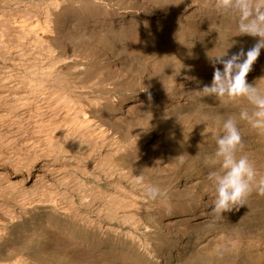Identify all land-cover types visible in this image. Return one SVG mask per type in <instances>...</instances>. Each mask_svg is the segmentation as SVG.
Masks as SVG:
<instances>
[{"label":"bare ground","instance_id":"1","mask_svg":"<svg viewBox=\"0 0 264 264\" xmlns=\"http://www.w3.org/2000/svg\"><path fill=\"white\" fill-rule=\"evenodd\" d=\"M0 2L6 7L0 12V118L8 134V143L4 145L18 144L20 150L16 155L14 148H5L3 151L8 155L1 152L0 158L13 163V176L22 174L21 170L27 168L26 183L33 181L35 188L40 190L52 189L51 198L42 200V190L41 198L38 194L39 200H30L31 205L27 203V206L45 202L42 206H52L58 213L59 217L55 216L56 212L52 216L57 218L56 223L64 214L74 225L80 210V218L83 215L91 221L88 223L100 224L110 253L125 249V244L119 241L125 234L134 237L137 234L134 232L140 231L150 240L152 226L168 231L174 226L183 229V223L192 220L218 224L216 219L222 214L227 221L238 218L235 208L222 214L214 212L215 185L207 174L217 169L204 162L217 150L216 137L222 134L220 122L232 118L237 120L243 137L242 150L237 155H247L255 169L264 174V133L252 129L241 119L242 112L251 114L254 110L246 99L220 97L203 89L211 87L216 68L223 70V65L214 64L212 58L226 52L228 55L224 59L242 51L246 54L256 39L238 35L235 19L219 13L215 0ZM19 2H25V7ZM261 78H264V50L246 79L255 85ZM258 84L264 87V79ZM161 131L166 135L164 143L157 138ZM195 176L200 181H191ZM137 177H143L140 184L136 183ZM3 185L0 184L2 188ZM154 189L156 196L160 189L165 193L153 199ZM164 196L168 200L166 206L151 213V201L161 203ZM158 205L152 206L157 208ZM75 208L79 210L74 214L72 209ZM1 214L5 212H0L2 217ZM166 215H174V221L166 223ZM20 231L19 234L24 232ZM58 245L53 246L58 249ZM15 259L20 260L17 255ZM16 260L9 263L5 259L0 264L5 261L20 264Z\"/></svg>","mask_w":264,"mask_h":264},{"label":"rangeland","instance_id":"2","mask_svg":"<svg viewBox=\"0 0 264 264\" xmlns=\"http://www.w3.org/2000/svg\"><path fill=\"white\" fill-rule=\"evenodd\" d=\"M14 2V1H12ZM15 3H16V0H15ZM14 3V4H15ZM21 5H23V7H25L24 5H26L25 2H19ZM6 8L3 4H1L0 2V12ZM89 28L85 29V31H87ZM1 110V109H0ZM5 111V109H3ZM3 119L0 118V132L4 129L5 131L1 132L0 134V153L3 152L5 155H8L7 151H3L5 150V148L8 150L9 147H12V149L16 148L15 150L13 149L14 153L18 154L20 152V150H18L19 148V145L18 144H14V145H11L9 146V144L6 146L4 145V143H8V134L6 133L7 131V128L5 127L4 125V122L2 121ZM2 122V123H1ZM2 124L4 126H2ZM2 126V127H1ZM3 133H5L6 135H4ZM163 131L160 132L159 134V137L158 138V141L161 142V143H164L166 141V135ZM164 136V137H163ZM162 137V138H161ZM7 138L5 141L4 139ZM3 140V142H2ZM156 139H152V142H155ZM3 143V145H2ZM18 145V147H16ZM6 146V147H5ZM4 147V148H3ZM2 148V149H1ZM2 153V154H3ZM0 154V155H2ZM16 154V155H17ZM3 156V155H2ZM3 159L0 158V181H1V185L3 184H6L3 185L5 187H7V189L5 187H1L0 186V212L3 213L5 212V214H1L2 217L0 216V231H2V234L0 233V263H3L4 260L6 259L9 260L8 262L10 263L12 261V263H15L14 261L16 260V255H17V259L19 258L20 260H18L20 262V264H22L21 262L24 263V261L27 263V264H37V263H43V264H49L50 262H54L53 264H252L251 262H253V264H264V195L260 194L259 192V188H260V179H264V174L263 172L259 171V170H256L257 172V175L255 177V180L254 182H252L253 184V190H252V193L250 194V196L247 198V202H245V205L244 206H236L234 207L236 210H237V213H238V218H236L235 220H231V221H227L224 219L223 217V214L221 215V219L217 218L216 221L218 222L217 223H207V222H200L201 220H192L193 222L191 221H185L183 223L184 225V228L183 229H180L178 226H174L171 227V229H169L171 232H169V230L165 231L164 229H158L156 228L155 226H152V230L150 228V233L152 234L150 240L148 237H145L143 233H141L140 231H135L134 232V235L135 233L136 236L132 237V235L130 234H125L123 236L120 237L119 241L120 243H124L125 244V249L124 250H121L119 249L118 251H115L113 253H110V251L108 250V247L105 245L104 241H105V238H104V232L102 230V227L100 226V229H99V223H96L94 222L93 224L92 223H88V222H91V221H88L85 217H82L80 218L81 214H79V209L75 208V209H72L73 212L72 213H76V209L79 210L77 212V216H79L78 220L76 221L75 225L73 224L74 221L72 222L71 220L68 219V217H64V214L62 215L63 218H58L60 220L59 223H56L57 218H54L52 216H54V212L55 209H53L52 206H48V205H44L42 206L43 204L41 203V205H34L32 203V207H29L31 204L30 202L33 201V200H39L38 198L40 197V194H41V191L43 190L44 192H42L41 196H42V200H45L47 198H51L52 195H51V188H46L48 189L49 191H47L46 189H39V188H35V184L33 183V181H30L29 183H26V181H24L25 177H27L26 175H28V169L25 168V169H22L21 171L22 174H19L18 176H13L14 175V172L12 170L15 169V167L13 166V163H11L10 161H5V163L3 161H1ZM28 160L30 161V159L28 158ZM27 160V161H28ZM24 161H25V158H24ZM26 161V162H27ZM28 161V162H29ZM10 162V163H9ZM24 162V163H26ZM6 163H8L6 165ZM205 163V162H204ZM11 166H10V165ZM30 164V167L32 166L31 165V162L29 163ZM9 165V167H8ZM12 167V168H11ZM14 168V169H13ZM27 171V172H26ZM216 171V170H215ZM212 172V171H211ZM25 173V174H24ZM210 173V172H209ZM209 173L207 174V176H209ZM35 172H34V169L32 170V175H33V179L35 180ZM24 175V176H23ZM263 175V176H262ZM194 178V179H193ZM191 179V181H194V182H198V180L200 181V179H197V177H193ZM2 180H5V181H2ZM8 182L10 183H13V184H8ZM14 185V188L12 186ZM9 187V188H8ZM12 187V188H11ZM38 189V190H37ZM25 190H27L25 193ZM37 192H36V191ZM161 190V189H160ZM157 191V193H160V194H157L156 196V189L153 190V193L151 194V196H155L156 197H159V195L161 196L162 194L165 193V191L161 190V191ZM24 191V192H23ZM163 191V192H162ZM39 192V193H38ZM49 193V195L47 193ZM256 193V194H255ZM25 196H24V195ZM29 194V195H28ZM34 194V195H33ZM39 194V195H38ZM48 196H47V195ZM21 195V196H20ZM26 195L28 196V198L26 197ZM37 195L39 197H37ZM51 195V196H50ZM30 196V198H29ZM258 198H257V197ZM37 197V198H36ZM166 196H164V201L162 200L161 203L159 200H155V201H151V207L153 208H149V211L152 213H156L157 211H159V209H163L166 205V203H168V200L166 201ZM41 198V197H40ZM45 198V199H44ZM152 198V197H151ZM250 198V200H248ZM257 199V200H256ZM263 199V200H262ZM31 200V201H30ZM158 201V202H157ZM166 201V202H165ZM165 202V203H164ZM250 202V203H249ZM28 203V204H27ZM153 203V204H152ZM158 203V204H156ZM164 203V204H163ZM29 206H27V205ZM46 204H49L46 202ZM158 205L157 208H154L156 207V205ZM162 204V205H161ZM34 205V206H33ZM154 207H153V206ZM164 205V206H163ZM168 205V204H167ZM257 205V206H256ZM37 206V207H36ZM40 206V208H39ZM163 206V207H162ZM26 207V208H25ZM46 207V208H45ZM161 207V208H160ZM262 207V208H261ZM32 208V209H31ZM36 208V211L35 209ZM38 208V209H37ZM45 208V209H44ZM257 208V209H256ZM3 209H6V210H3ZM41 209V210H39ZM242 209V210H241ZM255 209V210H253ZM31 210V211H30ZM241 210V211H240ZM260 210V211H259ZM75 211V212H74ZM246 211V212H245ZM249 211V213H248ZM259 211V213H257ZM50 212V213H49ZM82 212V211H81ZM13 213V214H11ZM39 215H37V214ZM252 213V214H251ZM7 214V215H6ZM47 214H49L48 216L50 217H47ZM58 213L56 212L55 213V216H58L57 215ZM241 214V215H240ZM246 214V215H245ZM7 217H5V216ZM45 215V216H44ZM245 215V216H244ZM14 216V217H12ZM44 218H43V217ZM241 216V217H240ZM263 216V217H262ZM171 217V218H170ZM248 217V218H247ZM9 218V219H8ZM14 218V219H13ZM40 218V219H39ZM84 218L86 221H84ZM244 218V219H243ZM7 219V220H6ZM10 219H11V222H10ZM37 219V221L39 222L37 224V221H35ZM42 222H40L41 220H43ZM49 219V220H48ZM175 219L174 215H166L165 217V222L168 223H172ZM241 219V220H240ZM257 219V220H256ZM3 220H4V223H3ZM65 220V222H64ZM169 220V221H168ZM220 220V221H219ZM251 220V221H250ZM254 223H253V221ZM47 221V222H46ZM51 221V222H50ZM78 221H82L83 223L85 222L86 223V227H85V223L83 224L82 222V225L80 222ZM195 221V222H194ZM246 221V222H245ZM248 221V222H247ZM223 222V223H222ZM231 222V223H230ZM259 222V223H258ZM71 223L73 225H71ZM88 223V224H87ZM144 223V221H142V224ZM194 223V224H193ZM227 225H226V224ZM236 223V224H235ZM43 224V226H42ZM92 226V228L90 227V225ZM96 224V225H95ZM99 224V225H98ZM198 224V225H197ZM200 224V225H199ZM216 224V225H215ZM221 224V225H219ZM224 224H225V227H224ZM229 224V225H228ZM22 225V227H20ZM47 226L44 227V226ZM58 225V226H57ZM78 227H77V226ZM84 225V226H83ZM215 225V227L213 226ZM232 225V226H231ZM241 225V226H240ZM244 225V226H243ZM246 225V226H245ZM18 229H17V227ZM24 226V227H23ZM28 226V227H27ZM34 226V227H33ZM42 226V227H41ZM72 226V227H71ZM84 228H83V227ZM95 226V227H94ZM196 226V227H195ZM204 226V227H203ZM222 226V227H221ZM236 226V227H234ZM239 226V227H238ZM243 226V227H242ZM257 230H256V228ZM25 227H27L25 229ZM34 229H33V228ZM38 227V228H37ZM49 227V228H48ZM80 227V228H79ZM82 227V229H81ZM193 227V228H192ZM198 227V228H197ZM213 227V229L211 228ZM234 227V229H233ZM251 227V228H250ZM260 227V228H259ZM4 228V229H3ZM22 228V230L24 232H21L22 230L20 229ZM41 228V229H40ZM52 228V229H51ZM67 228V229H66ZM77 228V229H76ZM90 228V229H89ZM97 228V229H95ZM186 228V229H185ZM203 230H202V229ZM226 228V229H224ZM228 228V230H227ZM2 229V230H1ZM16 229V230H15ZM21 231H20V230ZM48 229V230H47ZM60 229V230H59ZM89 229V230H88ZM93 229V230H92ZM174 229V230H173ZM180 229V230H178ZM189 229V230H187ZM201 231H200V230ZM211 229V230H210ZM225 231H224V230ZM262 229V230H261ZM26 230V231H25ZM35 230V231H33ZM37 230V231H36ZM38 230L40 232H38ZM43 230V231H42ZM47 230V232H45ZM53 230V232H52ZM83 232H82V231ZM88 230V232H87ZM95 230V232H94ZM198 230V231H197ZM210 230V231H208ZM213 230V231H212ZM236 230V231H235ZM241 232H240V231ZM246 230V231H245ZM256 230V231H254ZM259 230H261L259 232ZM21 232L20 234L18 232ZM34 233H32V232ZM48 231H50L52 234H50V232L48 233ZM80 231V232H79ZM85 231V232H84ZM93 231V232H92ZM97 231V232H96ZM153 231V232H151ZM159 231V232H157ZM161 231V232H160ZM163 231V232H162ZM194 231V232H193ZM206 231V232H205ZM228 231V232H227ZM248 231V232H247ZM6 232V233H5ZM44 232V233H43ZM155 232V233H154ZM188 232V233H186ZM201 232V233H200ZM212 234H211V233ZM214 232H217V234ZM225 232V233H224ZM230 232L233 234H230ZM238 232V233H237ZM32 233V234H31ZM47 233V234H45ZM88 233V234H87ZM90 233V234H89ZM99 233V234H97ZM141 233V234H139ZM158 233V234H156ZM161 233V235H160ZM177 233V234H176ZM218 233H220V235H218ZM224 233V234H223ZM226 233H228L226 235ZM237 233V234H235ZM251 233V234H250ZM257 233V234H255ZM259 233V234H258ZM19 234V236H18ZM22 234V235H21ZM25 234V235H24ZM41 234V235H40ZM59 234V235H58ZM80 234V235H79ZM85 234V236H84ZM87 234V235H86ZM95 234V235H93ZM170 234V235H169ZM187 234V235H186ZM198 237H197V235ZM204 234V235H203ZM207 234H210V235H207ZM246 234V235H245ZM29 235V236H28ZM32 237H31V236ZM34 235V236H33ZM38 235L40 237H38ZM45 235V236H43ZM54 235V236H53ZM59 237H57V236ZM67 235V237H66ZM74 235L77 237H74ZM78 235V236H77ZM93 235V236H92ZM127 235V236H126ZM143 235V236H142ZM178 235H180L179 237H177ZM190 235V237L188 236ZM196 235V236H195ZM203 235V236H202ZM225 235V236H223ZM236 235V236H235ZM257 235V236H255ZM3 236V238H2ZM18 236V239H16ZM28 238H26V237ZM37 236V237H36ZM56 236V237H55ZM73 236V237H72ZM142 236V237H141ZM176 236V237H175ZM182 236V237H181ZM219 236V237H218ZM223 236V237H222ZM248 236V237H247ZM21 239H20V238ZM24 237V238H23ZM42 237V238H41ZM122 237H125V238H122ZM141 237V238H139ZM145 237V239H144ZM157 237V238H156ZM175 237V238H173ZM181 237V238H180ZM215 237V238H214ZM221 237V238H220ZM227 237V238H226ZM251 237V238H250ZM30 238V239H29ZM45 238V239H44ZM56 238H59L58 240ZM94 238V239H92ZM104 238V239H103ZM130 238V239H129ZM169 238V239H168ZM177 238V239H176ZM211 238V239H210ZM220 238V239H219ZM27 239V240H26ZM53 239V241H51ZM80 239V240H79ZM99 239V240H97ZM101 239V240H100ZM113 239V238H112ZM129 239V241H128ZM152 239V240H151ZM156 239V240H155ZM242 239V240H241ZM45 240V241H44ZM57 240V241H56ZM122 240V241H121ZM141 242V245L139 243V241ZM143 243H142V241ZM160 240V241H158ZM190 240V241H189ZM250 240V241H248ZM262 240V241H261ZM19 242L17 244V242ZM29 241V242H27ZM33 241V242H32ZM36 241V242H35ZM41 241V242H40ZM49 241V242H48ZM56 244H55V242ZM60 241V242H59ZM65 241V242H63ZM78 241V242H77ZM131 241V242H130ZM146 241H148L146 243ZM158 241V242H157ZM248 241V242H247ZM256 241V242H255ZM259 241V243H257ZM27 242V243H26ZM40 242V243H39ZM47 242V243H46ZM52 242V243H51ZM59 242V243H58ZM81 242V243H80ZM83 242V243H82ZM129 242V243H127ZM135 244H134V243ZM145 242V244H144ZM168 244H167V243ZM190 242V243H188ZM221 242V243H220ZM245 242V243H244ZM4 243V244H3ZM7 243V244H6ZM61 243H64L61 245ZM69 243V244H68ZM87 243V244H86ZM89 243V244H88ZM134 245L132 247H130L131 244ZM153 245H152V244ZM166 243V244H165ZM173 243V244H172ZM200 243V244H199ZM255 243H257V245H255ZM2 244V245H1ZM30 246H29V245ZM39 244V245H38ZM44 244V245H43ZM49 244V245H48ZM58 245V249L57 247L53 246V245ZM75 244H76V247H75ZM139 244V245H138ZM150 244V245H149ZM160 244L162 245L160 247ZM175 244V245H174ZM205 244V245H204ZM241 244V246H240ZM251 244V245H250ZM253 244V245H252ZM4 245V246H3ZM15 245V247H14ZM18 245V247H17ZM20 245V246H19ZM36 245H38V249L36 248ZM41 245V246H40ZM60 245H61V248H60ZM68 245V247H66ZM81 245V246H80ZM155 245H158V246H155ZM177 245V246H176ZM185 245V246H184ZM197 245H200L201 247L199 248V246ZM207 245H208V248H207ZM210 245V246H209ZM1 246L4 248H1ZM6 246V247H5ZM27 246V247H26ZM35 246V247H34ZM40 246V247H39ZM49 246L51 247L50 249H46V248H49ZM63 246V248H62ZM70 246V247H69ZM88 246V247H87ZM136 246V248L134 249V247ZM171 246V247H169ZM174 248H173V247ZM181 246V247H180ZM192 246V247H191ZM204 246V247H203ZM213 246V247H212ZM217 246V247H216ZM254 246V247H253ZM42 247V248H41ZM55 247V248H54ZM78 247V248H77ZM85 247V248H84ZM107 247V248H106ZM139 247V248H138ZM178 247V248H177ZM190 247L192 249H190ZM257 247V248H256ZM12 248L14 249V251L12 250ZM21 248V249H20ZM33 250H32V249ZM36 248V249H35ZM138 248V249H137ZM180 248V249H179ZM195 250H194V249ZM206 248V249H205ZM222 248V249H221ZM3 249V250H2ZM39 249H42V250H39ZM46 249V250H45ZM62 249V250H61ZM137 249V250H136ZM142 249V250H140ZM145 249V250H144ZM152 249V250H151ZM158 249V250H157ZM188 249V250H187ZM190 249V250H189ZM210 249V250H209ZM7 250V251H6ZM10 250V251H9ZM12 250V251H11ZM20 251L19 253H17L16 251ZM44 250V251H43ZM93 252H92V251ZM127 250V251H126ZM162 250V252H161ZM169 250V251H168ZM179 250V251H178ZM199 250H202L199 251ZM203 250H209L207 252L203 251ZM261 250V251H259ZM3 251H6V252H3ZM40 251L42 253H40ZM71 251V252H70ZM75 251V252H73ZM84 251V252H83ZM90 251V252H89ZM100 251V252H99ZM131 251V252H130ZM138 251V252H137ZM140 251V252H139ZM144 251V252H143ZM155 251L157 253H155ZM178 251V253H177ZM184 251V252H183ZM190 253H189V252ZM194 251V252H193ZM197 251V252H196ZM3 252V253H2ZM47 255H45L44 253ZM49 252V253H48ZM50 252H54V253H50ZM58 254H56V253ZM61 252V253H60ZM150 252V253H148ZM165 252V253H164ZM193 252V253H191ZM202 256H201V254ZM210 252V253H209ZM10 253V254H9ZM40 253V255H39ZM77 253V254H76ZM98 253V254H97ZM141 253V254H140ZM146 253V254H145ZM147 253L151 255L148 256ZM173 255H172V254ZM195 253V254H194ZM197 253V255H196ZM209 253V254H208ZM213 253V254H212ZM38 254V255H37ZM43 254V255H41ZM54 256H52V255ZM61 254V255H59ZM63 254V255H62ZM65 254V256H64ZM73 254V255H72ZM83 254V255H82ZM89 257H87L86 256ZM194 254V255H193ZM205 254V255H204ZM37 255V256H36ZM67 255H70V256H67ZM75 255V256H74ZM91 257H90V256ZM103 255V256H101ZM142 255H144L142 257ZM147 255V257H145ZM167 255V256H166ZM175 255V256H174ZM204 255V256H203ZM216 255V256H215ZM221 255V256H220ZM239 255V256H238ZM15 256V258L13 259V257ZM50 257L51 259L47 258V257ZM52 256V257H51ZM81 259H80V257ZM98 256V257H97ZM179 256V258L177 257ZM188 256V257H187ZM5 257V258H4ZM35 257V259H34ZM42 258L43 260H39L40 258ZM76 257V259H75ZM78 257V258H77ZM95 257V258H93ZM104 259H107L106 261H101V258ZM112 257V258H111ZM168 257V258H167ZM173 257V259H172ZM176 257V258H175ZM187 257V258H185ZM3 258V259H2ZM60 258V259H59ZM62 258H65V260H69L68 261H65L64 259ZM71 258H74V259H71ZM87 258V259H86ZM127 258V259H126ZM140 258V259H139ZM147 258V259H146ZM156 258V259H155ZM158 258V259H157ZM178 258V259H177ZM183 258V259H182ZM223 258V259H222ZM239 258V259H238ZM13 259V260H12ZM58 259V260H57ZM64 263H63V261ZM86 261H85V260ZM96 259V260H95ZM100 259V260H99ZM151 259V260H149ZM155 259V261L153 262V260ZM214 259V260H213ZM231 259V261H230ZM247 259V260H246ZM23 260V261H22ZM30 260L34 261V262H31ZM50 260V261H49ZM75 260V261H74ZM81 260V261H80ZM112 262H111V261ZM133 260V261H132ZM159 260V261H158ZM163 260H167L166 263L165 261L163 262ZM185 260H188V261H185ZM220 260V261H219ZM222 260V261H221ZM233 260V261H232ZM255 260V261H254ZM3 261V262H2ZM5 263L7 264L8 262ZM16 260V262H18ZM60 261V262H59ZM77 261V262H76ZM89 261V262H88ZM97 261V262H96ZM115 261V262H114ZM169 261V263H168ZM185 261V262H184ZM196 261V262H195ZM214 261V262H212ZM217 261V262H216ZM219 261V262H218ZM248 261V262H247ZM251 261V262H250ZM36 262V263H35ZM66 262V263H65ZM68 262V263H67ZM80 262V263H79ZM84 262V263H82ZM96 262V263H95ZM117 262V263H116ZM123 262V263H122ZM130 262V263H129ZM161 262V263H160ZM232 262V263H231ZM234 262V263H233ZM242 262V263H241ZM256 262V263H255ZM4 263V264H5ZM40 263V264H41Z\"/></svg>","mask_w":264,"mask_h":264},{"label":"clouds","instance_id":"3","mask_svg":"<svg viewBox=\"0 0 264 264\" xmlns=\"http://www.w3.org/2000/svg\"><path fill=\"white\" fill-rule=\"evenodd\" d=\"M215 8L221 14L232 16L236 22L238 35L256 39V43L246 54L242 51L228 59L225 54L212 58L213 63H221L223 70L216 68L211 87L203 91L230 99L244 98L254 110L241 113V119L250 127L264 133V87L247 82L248 73L264 50V0H215ZM222 134L216 137L217 150L205 163L217 169L209 173L215 185L214 212L222 214L236 206H244L253 190V180L257 172L247 155H237L243 146V137L237 120L229 118L220 122ZM143 177H137L140 184ZM260 194L264 195V179L260 181ZM153 199L155 196L153 195Z\"/></svg>","mask_w":264,"mask_h":264}]
</instances>
